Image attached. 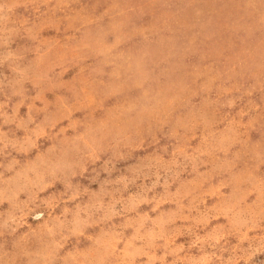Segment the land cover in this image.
<instances>
[{
	"label": "rangeland",
	"instance_id": "rangeland-1",
	"mask_svg": "<svg viewBox=\"0 0 264 264\" xmlns=\"http://www.w3.org/2000/svg\"><path fill=\"white\" fill-rule=\"evenodd\" d=\"M0 264H264V0H0Z\"/></svg>",
	"mask_w": 264,
	"mask_h": 264
}]
</instances>
